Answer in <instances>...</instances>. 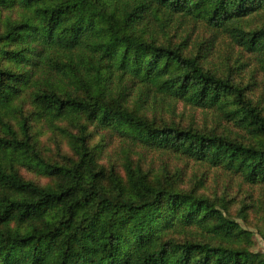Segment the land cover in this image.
Segmentation results:
<instances>
[{
	"label": "trees",
	"instance_id": "1",
	"mask_svg": "<svg viewBox=\"0 0 264 264\" xmlns=\"http://www.w3.org/2000/svg\"><path fill=\"white\" fill-rule=\"evenodd\" d=\"M264 0H0V264H264Z\"/></svg>",
	"mask_w": 264,
	"mask_h": 264
},
{
	"label": "rangeland",
	"instance_id": "2",
	"mask_svg": "<svg viewBox=\"0 0 264 264\" xmlns=\"http://www.w3.org/2000/svg\"><path fill=\"white\" fill-rule=\"evenodd\" d=\"M254 233L253 240H254V247L253 251L255 252H261L264 255V242L261 240L259 235L256 233V230H252Z\"/></svg>",
	"mask_w": 264,
	"mask_h": 264
}]
</instances>
